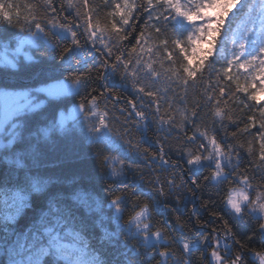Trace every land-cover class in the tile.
Wrapping results in <instances>:
<instances>
[{"label": "snow or ice", "instance_id": "6c2138e0", "mask_svg": "<svg viewBox=\"0 0 264 264\" xmlns=\"http://www.w3.org/2000/svg\"><path fill=\"white\" fill-rule=\"evenodd\" d=\"M102 3L110 8L105 17L90 0H33L23 11L15 0H0V264H109L103 251L92 245L81 207L89 216H98L94 223L102 228L101 244L115 248L113 241L124 235V264H132L129 252L139 256L141 249L152 253L149 259L155 264H194L198 252V264H245V250L256 264H264V245L257 250L240 243L241 251L233 253L227 240H235V234L223 219L227 213L233 223L255 221L247 239L259 235L264 241V0ZM134 11L146 13L148 21H163L164 27L152 25L155 37L140 31L134 38L139 51L133 46L126 58L121 44L130 33L125 34L124 26H130ZM94 53L102 57L98 69L89 67ZM209 55L225 64L216 71L218 79L231 82L234 67L248 73L236 91L246 94L250 104L244 107L251 114L231 133L225 124L234 123L231 97L218 81L213 86V69L206 65ZM93 71L105 81L119 74L150 98L140 110L129 101L133 111L127 115L137 118L133 125L125 120L117 126L119 117L101 110L98 96L104 93L93 95L97 90L89 87ZM161 81L169 87H158ZM198 81L203 91L197 89L199 98L189 106V84ZM107 92L114 95L112 89ZM152 125L158 132L167 129L169 136L172 130L183 133L182 164L167 158L168 136L157 138L155 152L142 148L151 143ZM240 135L250 138L241 141ZM76 137L104 146L97 155L112 185H126L133 153L150 158L161 174L170 175L155 176L154 191L145 192L140 185L124 191L110 187L100 195L86 191L80 182L95 177L67 175L65 157L57 152L58 142ZM245 157L248 163L241 169ZM176 168L181 169L179 185L171 171ZM205 169V182L218 190L226 187L223 211L209 213L223 221V236L215 228L209 234L203 226L191 235L181 229L177 236L158 227L153 208L161 214L159 198L183 186L185 172L196 184ZM34 198L35 215L28 226L8 227L34 206ZM196 208L193 202V211Z\"/></svg>", "mask_w": 264, "mask_h": 264}, {"label": "trees", "instance_id": "16d2710c", "mask_svg": "<svg viewBox=\"0 0 264 264\" xmlns=\"http://www.w3.org/2000/svg\"><path fill=\"white\" fill-rule=\"evenodd\" d=\"M16 3L21 5V10L23 11V5L26 3H32L33 0H15ZM139 3V0H136ZM90 4L94 8H98V15L101 17H105L107 12L110 11L108 6H105L102 3V0H90ZM132 17L129 21L130 26L125 27V34L130 33L128 40L123 41L121 44V48L124 51L126 58L127 53L130 52L133 46H136L135 37L139 35L140 31H144L147 36L149 33L155 37L154 29L152 25L155 24L157 27H164L163 21L157 23L155 20L148 21L147 14L134 11ZM170 29L172 28V24L169 23L167 25ZM169 36L172 35L170 31L168 33ZM137 47V51H139V46ZM120 54V53H116ZM135 54H133L134 56ZM92 62L89 67L92 69H98L100 67V63L102 61V57L98 53L93 54ZM174 58L179 60L180 57L174 53ZM218 61V62H217ZM58 63V61H57ZM206 65L213 69L212 72V83L213 86L216 85L217 81L220 86L226 87V90L229 93L230 106L233 108V122L225 121L227 126V131L229 133L236 131L237 127H243L241 121L244 120L246 115H250L251 112L248 108L244 107V104H250L249 101L246 100V94L242 92L236 91V84H240L241 86L245 83V77L248 76V73L244 72V70H239L234 67L232 70L233 80L231 82L225 81L223 78L216 77V71L225 67V64L222 60H219V57L215 55H209L208 60L206 61ZM167 67V65H165ZM205 81H207L208 73H204ZM222 77V74H221ZM123 85V86H122ZM160 88L169 87V84L166 81H161L157 85ZM90 89H96L97 91L92 93L93 95H98V93L103 92V96H98V104L101 110L109 111L111 116L119 117L117 121V126L123 123L125 120L128 125L131 126L135 123L136 117L134 115H127V113L132 112L133 110L129 106V101H133L137 104V110H140L141 103L144 104L145 107L149 104V99L147 97H143V94H138L135 89L131 86L129 82H124L121 80L119 74L105 81L100 79V73L93 71V76L91 83L89 85ZM171 87H177L176 85H171ZM107 89H112L114 95L109 96ZM197 89L203 91L199 81L197 84H189L188 87V100L189 106L194 99L199 98V92ZM235 93V95H233ZM169 95H172L170 92ZM118 97V99H117ZM143 97V98H142ZM90 99V96L87 97ZM80 99V97H77ZM262 100L263 96L261 97ZM243 102V103H241ZM125 109V113L121 114L119 109ZM259 118V117H258ZM255 132V129L252 130V133ZM191 134V130H189V135ZM148 136L151 140L150 144L142 145V148H148L150 152L157 151L156 141L158 137L168 136V143L166 144V150H168V159L170 161H176L178 164H182L183 161L180 160L181 156V148L183 145V133L178 130H172L171 135L169 136L168 130L158 132L156 130V126L152 125L150 130L148 131ZM179 137V139H177ZM250 137L245 135H240L239 139L244 141ZM57 139V137H54ZM231 143L232 140L229 139ZM59 146L57 148V152L59 155L65 157V163L63 165V169L65 173L69 176L73 173L81 174L87 177L89 174L95 177L94 180H88L87 178L83 179L80 182V187H82L86 191H92L100 195L104 189H108L110 187H118L119 191H124L127 189H132L135 185H140L143 187L144 191H154L152 181L154 177L157 175L168 176L170 172H164L161 174L158 163H152L150 158L146 159L144 156L132 154V163L134 168L127 173L128 181L126 185H112L111 181L105 179V169L101 165V158L97 153L103 151V145H89L86 138L76 137L70 141H60L58 142ZM248 163L247 157H245L241 164L240 168L243 169ZM174 171L177 175V184H181L179 179V175L181 173L180 168H176ZM209 174V169L203 170L199 175H197L196 180L197 183L193 184L192 180L189 178L187 173L185 172L183 176L184 184L183 186L177 188L174 192L166 197L159 198L160 203V212L161 214H156L155 207L153 208L154 212V220L158 227H163L168 233L171 235L177 236L180 235L181 229L184 233L189 235L196 232L201 226L205 228V230L211 234V230L215 228L217 232L223 236L224 224L223 221L219 218L210 217L209 213L212 211H223V195L226 191V187L218 190L216 186L205 182L204 176ZM167 187V186H166ZM176 196H179V201L176 200ZM140 199L143 201L145 197L141 196ZM208 201V205L205 207L204 202ZM193 202H196L197 208L193 211ZM131 208L126 211L125 219H127L128 213H130ZM80 214L85 217L86 222L89 225V234L94 237L92 240V245L103 251L105 258L109 261V264H124L125 257L121 255L125 251V249L121 246L125 237L123 234L120 235L118 241H113L117 246L114 248L111 244L103 243L101 244V238L103 237V231L100 226H97L94 221L98 219V216L93 214L91 216L88 215L87 210L83 207L80 208ZM106 215H111L110 212L105 213ZM35 215V198H34V206L31 208H26L22 211V213L17 218L16 222L12 225H8V227H17L18 230H23L28 226L30 221ZM223 219L228 220L229 225L232 227V230L235 234V240L228 239L230 246L233 249V253L240 252L241 249L239 247L240 243L247 245V249L256 248L259 250L262 245H264V241H262L257 235L252 240H248L247 237L250 235L251 231L255 227V221H252L251 224L244 223L238 224L233 223L231 217L227 214H223ZM207 222V223H205ZM108 227L110 230H115L112 225H104ZM135 241H129V244H135ZM141 255L135 256L131 252L128 253V259L131 260L132 264H155V261L149 259L152 253L147 252L143 249L140 250ZM244 261L245 264H256V260L252 258L251 254L247 253L245 250L244 253ZM200 253H196L194 256V264H198V258Z\"/></svg>", "mask_w": 264, "mask_h": 264}, {"label": "rangeland", "instance_id": "374dc122", "mask_svg": "<svg viewBox=\"0 0 264 264\" xmlns=\"http://www.w3.org/2000/svg\"><path fill=\"white\" fill-rule=\"evenodd\" d=\"M227 243L229 244V241L227 240ZM230 245V244H229ZM252 256V255H251ZM253 259H255V257L252 256Z\"/></svg>", "mask_w": 264, "mask_h": 264}, {"label": "bare ground", "instance_id": "6f19581e", "mask_svg": "<svg viewBox=\"0 0 264 264\" xmlns=\"http://www.w3.org/2000/svg\"><path fill=\"white\" fill-rule=\"evenodd\" d=\"M263 99H264V96H263ZM16 229H17V227H16Z\"/></svg>", "mask_w": 264, "mask_h": 264}]
</instances>
